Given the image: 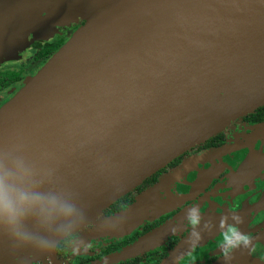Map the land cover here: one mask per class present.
<instances>
[{
  "label": "water",
  "instance_id": "1",
  "mask_svg": "<svg viewBox=\"0 0 264 264\" xmlns=\"http://www.w3.org/2000/svg\"><path fill=\"white\" fill-rule=\"evenodd\" d=\"M74 23L0 104L6 180L49 190L36 219L16 225L37 245L97 219L172 158L264 104V0H0V62ZM150 197L141 193L97 228L130 227ZM60 204L76 210L65 216ZM153 240L155 227L106 258ZM43 258L56 263L55 252L0 234V264Z\"/></svg>",
  "mask_w": 264,
  "mask_h": 264
},
{
  "label": "flooded vegetation",
  "instance_id": "2",
  "mask_svg": "<svg viewBox=\"0 0 264 264\" xmlns=\"http://www.w3.org/2000/svg\"><path fill=\"white\" fill-rule=\"evenodd\" d=\"M74 27L64 25L45 39H33L15 57L0 62V104L42 64L35 54L56 38L63 42ZM16 73L21 77L16 79ZM144 192L151 197L139 221L127 228H97L101 218L125 209ZM193 214L201 217L196 226L188 220ZM237 215L243 220L239 225ZM234 225L252 243L248 249L241 245L234 259L225 262L218 241ZM154 227L155 241L108 264H264V104L172 158L77 229L79 235L62 237L65 249L55 252L56 263L43 258L30 264H103L107 255ZM73 248L81 254L72 255Z\"/></svg>",
  "mask_w": 264,
  "mask_h": 264
},
{
  "label": "clouds",
  "instance_id": "3",
  "mask_svg": "<svg viewBox=\"0 0 264 264\" xmlns=\"http://www.w3.org/2000/svg\"><path fill=\"white\" fill-rule=\"evenodd\" d=\"M10 175L4 173L0 169V234L7 236L13 242H19L20 246H31L40 252H56L61 248L65 249L63 240L55 241L52 244L37 245L32 242L28 233L17 230L16 225L21 222H29L36 219L33 215L34 210L40 207V210H44L46 202L45 191L30 192V187L42 188V183L32 181L29 186L24 187L16 182H8L6 176ZM22 179V178H18ZM47 204L50 208L57 206L56 198L47 200ZM60 210L65 216H70L75 211V206L72 204H60ZM201 217L193 214L188 217L190 224L196 226L199 224ZM238 224L243 223L242 218L237 215L235 217ZM224 221H221V228H224ZM177 226H173L170 230L175 233ZM80 230L69 229L67 232L68 237H75L79 235ZM220 251L225 262L232 261L234 259V252L240 249L243 245L244 249H248L252 243L250 237L234 226H227L224 231L221 232L219 238ZM195 245H193V248ZM89 250V246H84V252ZM72 255H80L81 252L78 248L71 250ZM103 264H108L107 258L104 259Z\"/></svg>",
  "mask_w": 264,
  "mask_h": 264
},
{
  "label": "trees",
  "instance_id": "4",
  "mask_svg": "<svg viewBox=\"0 0 264 264\" xmlns=\"http://www.w3.org/2000/svg\"><path fill=\"white\" fill-rule=\"evenodd\" d=\"M62 42V38H56L49 42L46 47H43L35 54V58L41 63L43 62L51 52ZM21 75L16 73V79L20 78Z\"/></svg>",
  "mask_w": 264,
  "mask_h": 264
},
{
  "label": "rangeland",
  "instance_id": "5",
  "mask_svg": "<svg viewBox=\"0 0 264 264\" xmlns=\"http://www.w3.org/2000/svg\"><path fill=\"white\" fill-rule=\"evenodd\" d=\"M78 23H74V24H72V26H76ZM26 53V52H25ZM25 53H23L24 55H23V57H22V60L23 61H27V58H26V55H25Z\"/></svg>",
  "mask_w": 264,
  "mask_h": 264
}]
</instances>
